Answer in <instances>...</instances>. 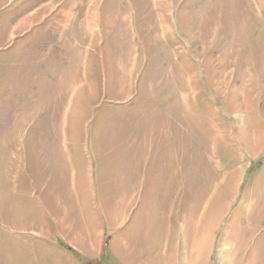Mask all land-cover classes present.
I'll return each instance as SVG.
<instances>
[{
  "label": "rangeland",
  "instance_id": "rangeland-1",
  "mask_svg": "<svg viewBox=\"0 0 264 264\" xmlns=\"http://www.w3.org/2000/svg\"><path fill=\"white\" fill-rule=\"evenodd\" d=\"M0 264H264V0H0Z\"/></svg>",
  "mask_w": 264,
  "mask_h": 264
},
{
  "label": "crops",
  "instance_id": "crops-1",
  "mask_svg": "<svg viewBox=\"0 0 264 264\" xmlns=\"http://www.w3.org/2000/svg\"><path fill=\"white\" fill-rule=\"evenodd\" d=\"M172 132H168L166 135H165V140H161L162 142H165L166 143V149H165V152H164V158L166 160L170 159V155L173 153V149H174V144L172 142L173 140V135H170ZM146 139L144 141V151H142V156H139L138 159L136 160V165H135V170H134V177L138 176V169L139 167H142L143 164H145V168L147 166V162L149 160V158H152L153 155H154V150H155V147L157 146V128H154V126L152 128H149V131H147L146 133ZM174 168L172 167V170L167 172V180L171 181L174 179ZM144 175H145V172H144ZM137 178V177H136ZM143 178V176H142ZM135 188V184L132 188V190L130 191V195H128L130 197V200L132 201L136 196H137V189H134ZM175 194V193H174ZM173 195V194H172ZM174 196V195H173ZM129 197L126 199V205L123 206L124 210H126L127 206H129V203H128V200H129ZM130 202V201H129Z\"/></svg>",
  "mask_w": 264,
  "mask_h": 264
}]
</instances>
